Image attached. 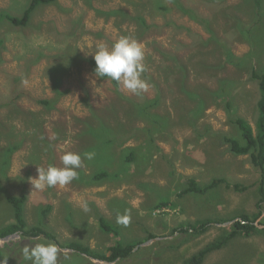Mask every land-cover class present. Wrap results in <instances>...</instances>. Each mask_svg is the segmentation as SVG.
Here are the masks:
<instances>
[{
	"label": "rangeland",
	"instance_id": "obj_1",
	"mask_svg": "<svg viewBox=\"0 0 264 264\" xmlns=\"http://www.w3.org/2000/svg\"><path fill=\"white\" fill-rule=\"evenodd\" d=\"M30 1L0 0L1 228L13 222L6 196L26 194L25 218L29 225L44 219L42 226L55 235L60 249L58 264H182L232 223L209 224L199 235L172 234L180 223L207 217L222 221L257 211L259 170L248 155L231 153L223 138L241 141L229 119L233 113L244 117L254 134L257 130L259 89L251 72L264 65V0L260 6L255 0H56L37 6L26 27L13 26L3 17L4 12L20 17ZM135 16L144 18V28ZM121 36H134L143 46V78L150 87L141 95L129 94L120 85L116 91L108 78L95 77L84 60L92 58L88 52L97 43L111 44ZM175 58L184 69L169 73L166 81L158 65H171ZM182 76L199 92L226 79L227 91L224 98L204 95L202 113L194 117L197 101L175 81ZM156 95L162 97L154 108L170 121L148 135L142 129L148 122L128 116L126 110ZM228 99L229 112L224 106ZM117 127L127 144L111 141ZM150 142L155 147L144 152L142 145ZM125 146L142 148L135 152L136 161L125 160L130 155L121 152ZM66 152L95 156L84 160L71 184L34 189L31 179L37 168L62 167ZM101 171L109 177L91 181ZM190 177L203 188L213 178L226 180L203 194L185 193ZM81 198L89 206L87 213L79 206ZM162 202L166 204L159 206ZM46 204L52 208L43 215ZM126 210L131 220L124 226L116 217ZM260 211L259 223L264 225V203ZM99 214L118 229V238L100 229ZM149 234L155 237L147 239ZM117 239L142 243L128 258L113 263L83 259L60 247L74 240L103 253ZM34 242L22 233L0 241L7 264H30L21 250ZM262 253L264 235L255 234L233 239L202 264H262Z\"/></svg>",
	"mask_w": 264,
	"mask_h": 264
},
{
	"label": "trees",
	"instance_id": "obj_2",
	"mask_svg": "<svg viewBox=\"0 0 264 264\" xmlns=\"http://www.w3.org/2000/svg\"><path fill=\"white\" fill-rule=\"evenodd\" d=\"M261 1L262 0H255L256 6H260ZM55 2L56 0H31L27 8L23 11L20 17L10 15L7 12H4L6 14L5 15L3 14V17L8 21L9 24L13 26L26 27L31 19V14L33 13V11L37 6L51 5ZM133 20L139 21L141 28H144L143 27L144 18H142L141 16H135L133 17ZM141 31L142 29L139 30V32ZM232 55L233 54L230 51H226V56L232 57ZM84 60H87L91 64L92 69L94 70L95 68L94 60L92 58L84 59ZM172 61L173 62L171 63V65H164V66L158 65V70L160 71L162 69L164 71L163 75H165L164 80L166 81H168L167 79H169L170 77V76L167 77L169 73H173L177 70L184 69L183 65H181L182 63H180L179 60L175 58ZM251 77L257 82V86L259 89V99L257 101V106H256L257 118L255 123L257 130L254 134V131L251 125L248 123V121L241 115H236L233 113L231 117H229V119L230 122L236 125L237 130L240 132L242 142L239 139L237 138L235 139L234 137L231 136H225L223 140L229 144V151L231 153L235 155H248L251 164L259 170L260 177L257 182L258 184L257 192L259 198L256 202L257 211L254 213L242 212L232 216L229 219L222 221H218L215 219L214 221L213 219L207 217V218H202L200 220L180 223L176 228L172 229V234L180 231V233H187L189 235L191 233H193L194 235H199L205 233L208 229L209 224H212V222L222 223L226 221H233L236 219L230 225L228 231L224 229L222 233L219 236H217L215 239L202 246L191 256L185 258L182 264H202L210 253L218 251L223 247L227 246L233 239L246 238L255 234L264 235V228H259L253 224V222H255L261 216L262 211H260V208H261V204L264 203V65L259 71L253 69L251 72ZM59 80L60 79L58 78L55 81L56 87L59 86ZM185 80H186L185 76L175 79L176 83H178L177 86L179 90L183 92L189 99L197 101L198 107L196 106L197 108L195 107L192 110L194 111L195 114L194 117H199L202 113V108L203 105L205 104L204 95L213 98L222 96L224 98L223 95L227 91V87H225L227 83L226 79H221V81H218L219 85L217 86V88L204 87L203 92H199L196 89L188 87ZM111 82L113 87L117 91L119 85L115 81H111ZM161 97L162 96L156 95L154 98L135 102L133 110L132 109L126 110L128 116H131L134 119H143L146 122H148L142 127V129L145 132L149 133L148 135L152 134L153 130L157 129L161 131L165 129L167 127L168 121H170L168 120L169 117L167 115L157 110V107L154 108L157 104L160 103ZM39 103L43 105H49L50 101L45 99H40ZM224 106L226 110H228L229 112L231 108V101L228 99L224 103ZM100 124H104V123L101 121ZM123 134L124 132L121 130V128L117 127L116 135L111 138V141L114 142L115 144L117 143L119 146L127 144L128 140L122 137ZM111 141L109 139L107 140V142H111ZM152 146L155 147L150 142L147 143V145L146 144L142 145V148L144 149L145 152L146 150L149 151ZM122 149L123 150L121 152L124 153L127 150L130 153V155L125 158V160L128 163L137 160L138 153L135 154V152L136 150L137 152L140 151V149L138 150V147L133 149V147L125 146V148L123 147ZM117 158H119V156ZM108 177H109L108 171H101L94 174L91 177V181L101 182L104 179H107ZM225 180L226 179L224 177L213 178L212 181L209 183V185L203 188L202 185L198 186L196 184L195 179L189 178L188 185L183 189V191L185 193L195 192V193L203 194L213 189L218 184V182H224ZM226 184L228 185V183ZM234 185L236 189L240 187L239 184H234ZM240 188H244V186ZM26 200H27L26 194H22L20 196L19 195L6 196V202L11 206L13 222L9 223L8 225L2 228L0 227V238L14 233L17 234L22 233L24 237L27 238L40 237L42 239L45 238L51 240L55 245H57L55 242L57 241L55 235L52 232L46 230L42 226L41 222H44V219H41L40 221L37 220V224L34 223L30 225L28 224L25 218ZM164 204L166 203L162 202L159 204V206H162ZM51 208L52 205L46 204L45 207L41 209V213L44 215L48 213L51 210ZM98 221H99L100 229L102 231L106 233H110V232L113 233L115 238L119 237L118 229L114 225L113 226L112 224L110 225V223L101 214L98 215ZM242 221H244L245 223H242ZM153 237H155L154 234H149L147 239H152ZM42 239L41 241L43 242ZM140 243L142 242H136V243L120 242V240L117 239L116 242L113 245L108 246V248L103 253L100 250L92 249L88 245H84L74 240L70 242H65V244L61 245L60 247L73 249L74 250L72 251L73 255L76 254V256H80L83 259H85V257L88 258L92 257L93 259L113 263L118 260L120 261L128 258L131 255L133 248ZM2 252L3 249H0V259H6L3 256ZM261 257H262V264H264V253L261 254ZM7 262L10 261H8L7 259Z\"/></svg>",
	"mask_w": 264,
	"mask_h": 264
},
{
	"label": "clouds",
	"instance_id": "obj_3",
	"mask_svg": "<svg viewBox=\"0 0 264 264\" xmlns=\"http://www.w3.org/2000/svg\"><path fill=\"white\" fill-rule=\"evenodd\" d=\"M95 63L94 75L99 78H108L115 81L122 89L133 95H141L148 91L150 83L143 78L146 71L144 49L134 36H121L111 44L97 43L95 50L88 52ZM94 152H87L83 158L75 152H66L61 156L62 167L49 165L37 168V176L31 179V184L36 190L60 186L64 187L78 179V171L84 166V160L91 161ZM81 210L90 211L85 200L81 198ZM131 220L129 214L117 215L116 221L127 226ZM33 244L25 245L21 254L30 264H58L60 249L51 242H42L40 237H35ZM8 242V241H1ZM0 264H7V259H0Z\"/></svg>",
	"mask_w": 264,
	"mask_h": 264
},
{
	"label": "water",
	"instance_id": "obj_4",
	"mask_svg": "<svg viewBox=\"0 0 264 264\" xmlns=\"http://www.w3.org/2000/svg\"><path fill=\"white\" fill-rule=\"evenodd\" d=\"M261 217V216H260ZM259 219L260 218H258L255 222H253V224L254 225H256L257 227H259V228H264V225L263 224H260L259 223ZM236 220V219H235ZM235 220H233V221H229V222H222V223H212V224H215V225H218V226H222V225H226V224H231V223H233ZM242 223H245L244 221H242ZM15 236H17V233L15 234H10V235H7V236H5V237H1L0 238V241H8V240H10V239H12V238H14ZM64 249H66L67 251H74L73 249H69V248H64ZM90 259H93L92 257H89ZM93 260H97V259H93ZM99 261H101V260H99ZM103 262H106V263H110V262H107V261H103Z\"/></svg>",
	"mask_w": 264,
	"mask_h": 264
},
{
	"label": "crops",
	"instance_id": "obj_5",
	"mask_svg": "<svg viewBox=\"0 0 264 264\" xmlns=\"http://www.w3.org/2000/svg\"><path fill=\"white\" fill-rule=\"evenodd\" d=\"M190 178H193V179H195L194 177H190ZM189 179V178H188ZM104 217V216H103Z\"/></svg>",
	"mask_w": 264,
	"mask_h": 264
},
{
	"label": "bare ground",
	"instance_id": "obj_6",
	"mask_svg": "<svg viewBox=\"0 0 264 264\" xmlns=\"http://www.w3.org/2000/svg\"><path fill=\"white\" fill-rule=\"evenodd\" d=\"M94 188V187H93ZM16 234V233H15ZM17 235H19V234H17Z\"/></svg>",
	"mask_w": 264,
	"mask_h": 264
}]
</instances>
